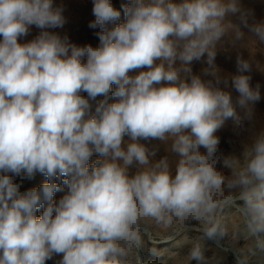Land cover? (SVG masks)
Masks as SVG:
<instances>
[{
    "label": "clouds",
    "instance_id": "1",
    "mask_svg": "<svg viewBox=\"0 0 264 264\" xmlns=\"http://www.w3.org/2000/svg\"><path fill=\"white\" fill-rule=\"evenodd\" d=\"M121 7L125 22L118 23L112 0H93L88 26L100 42L93 47L48 31L65 24L53 0H0V264H46L54 254H62L59 264H132L147 225L190 230L193 221L200 235L184 264H206V240L234 242L238 233L249 242L231 244L236 264H264V128L240 156L216 158L217 130L229 119L242 128L261 99L244 74L250 62L238 57L232 77L243 118L229 92L190 75L206 54V71L217 76V44L227 34L243 38L227 19L241 12L238 0ZM246 16L245 26L264 42V22L249 26ZM33 25L39 35L20 43ZM137 69L147 70L129 75ZM98 96L104 99L93 112ZM149 138L172 141L174 172L167 157L153 162L155 152L138 142ZM94 153L101 159L89 166ZM134 163L139 170L129 176ZM37 172L48 182L21 192L13 175L31 180ZM61 184L67 192L57 202ZM233 208L240 222L230 229Z\"/></svg>",
    "mask_w": 264,
    "mask_h": 264
},
{
    "label": "rangeland",
    "instance_id": "2",
    "mask_svg": "<svg viewBox=\"0 0 264 264\" xmlns=\"http://www.w3.org/2000/svg\"><path fill=\"white\" fill-rule=\"evenodd\" d=\"M129 0H112L113 5L120 10L121 15L118 23L125 22L124 10L122 4H127ZM241 12L229 15L227 19L231 23L237 25L244 33L241 40H233L231 34L225 35L217 44V51L214 60L217 76L212 75L207 63V55L205 54L200 60H194L191 67L190 75H198L203 81L211 82L212 86L219 87L221 90L231 94L233 104L236 106L238 114L243 118L244 109L236 105L239 93L232 85V77L239 74L237 70V58H243L250 62V70L246 75L250 76V86L256 88L259 86L261 99L251 104L253 108V119H243V127H238L232 119L226 120L224 125L215 133L219 137L220 143L217 148L216 158L221 155L235 154L240 156L244 143L250 142L251 138L264 128V42L258 41L255 35L250 31L248 26L241 19V13H246L247 24L250 26L254 23L264 22V0H238ZM54 6L63 8L65 24L61 28L48 29V31L59 34L62 38L67 37L70 43L78 46L91 44L93 47L99 45V39L95 35L96 29L89 28V23L95 19L92 9L93 0H53ZM41 29L36 26H31L29 34L21 37L19 42L26 43L39 35ZM2 39V37H0ZM179 63V62H178ZM147 69H137L129 73V75H137L139 71ZM182 75H186L183 74ZM189 75V82H190ZM116 85H111V91H114ZM81 95L87 97L86 92ZM104 99L103 96H98L96 100H90L92 111H95L96 104ZM116 97L109 94V103L116 102ZM130 142L128 135L124 136L125 145ZM144 144L150 151L155 152L152 157L153 162L167 157L171 170L175 171V163L178 160V155L170 150L172 141H161L158 139H140L138 141ZM202 153L206 149H199ZM97 159H101L99 154L94 153L89 160L91 166ZM218 170L223 171L226 175L230 174L229 170L224 169L221 163L217 162ZM139 170L137 164H133L128 169L129 176L135 175ZM13 180L20 185V191L25 192L30 189H39L40 186L48 182L45 175L37 172L31 180L24 179L23 176L13 175ZM59 183V181H57ZM67 192V186L61 184V190L54 193L53 200L59 201ZM44 207L38 210L37 215H42ZM240 222L238 211L233 208L228 216L229 228ZM193 227L190 230H183L179 225H174L172 228L165 229L155 224L147 225V230L142 233L143 246L134 251L132 255V264H184L181 258L184 257L191 248L192 239L200 235L196 230L197 222H192ZM242 234H237V239L230 242V237H225L219 242L213 240L205 241V257L206 264H236V256L234 247H243L246 243ZM234 244V247L231 244ZM152 249H155L156 254ZM62 259V254H54L53 258L46 261V264H59ZM192 264H196L195 261Z\"/></svg>",
    "mask_w": 264,
    "mask_h": 264
}]
</instances>
